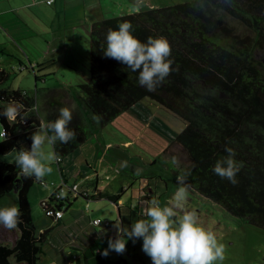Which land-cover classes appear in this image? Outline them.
Wrapping results in <instances>:
<instances>
[{
	"label": "trees",
	"instance_id": "1",
	"mask_svg": "<svg viewBox=\"0 0 264 264\" xmlns=\"http://www.w3.org/2000/svg\"><path fill=\"white\" fill-rule=\"evenodd\" d=\"M227 16L247 30L240 31ZM125 21L132 24L133 34L142 42L163 37L170 44L172 71L154 91L139 84L138 73L103 54L108 30ZM89 33L90 78L81 88L86 105L102 117L100 123H110L145 97L172 111L186 122L174 142L191 159L190 166L182 170L191 172L189 187L264 229V60L257 54L264 48V0H185L104 17L91 24ZM8 77L0 67V113L9 103L20 102L27 116L23 123L18 118L9 124L0 114L8 137L0 141V198L18 185L23 222L12 243L0 240V264H40L52 227L40 230L33 218L29 193L36 181L23 178L17 165L2 156L14 148L30 150L31 135L44 123L36 98L25 89L6 86ZM58 115L59 109L54 107L47 120L54 121ZM84 126L82 112L74 109L69 127L77 137L68 144L57 142L54 151L61 156L59 164L87 139ZM226 147L234 149V159L243 165L235 185L212 170L227 155ZM86 193L79 186L76 196L112 201L121 196V192L107 189ZM70 198L66 195L57 207L67 208ZM49 199L54 201L51 194ZM120 214L123 216L122 208ZM89 248L92 256L85 252L88 264H109L95 244Z\"/></svg>",
	"mask_w": 264,
	"mask_h": 264
},
{
	"label": "rangeland",
	"instance_id": "2",
	"mask_svg": "<svg viewBox=\"0 0 264 264\" xmlns=\"http://www.w3.org/2000/svg\"><path fill=\"white\" fill-rule=\"evenodd\" d=\"M116 1H121V3ZM182 1L185 0H54L52 4H47L46 0H5L0 4V7L24 5L17 7L16 12L28 23V25L26 23V27L21 24L22 31L15 30L16 28L11 26H7L8 28L0 26L8 32L10 38L5 48H0V67L9 73L5 85L27 90L39 102L38 107L43 117L47 118L48 111L54 107L57 110L63 107L80 110L84 117L86 135L90 138L86 147H90V144L98 137L101 141L114 143L109 150L105 149L106 161L126 165L124 169L128 172L129 181L133 178V188L136 193H138L137 190L141 184L146 183L147 178H150V187L154 191L148 193L144 200L143 219H147L144 213L152 200L158 201L162 206L170 205L172 196L179 187L177 184L178 173H182V170L191 164L187 151L180 144L174 142L175 136L182 131L186 122L150 97H145L127 111L119 114L108 125L97 124L92 119L94 113L86 105L84 100L86 94L81 88V84L90 78L89 31L94 21L130 12L137 9V5H139V9H148ZM32 11L45 12L44 19H52H43L45 24L38 21L33 25L30 19ZM85 12L87 20L83 16ZM76 16L81 18L77 22L80 24L73 26L76 25L73 24L76 23ZM226 18L236 24L240 31L247 30L245 25L235 18L231 16ZM51 24L55 28V34L47 35L49 37L48 45H46L45 38L34 31L36 35H32L29 28V25L33 29L35 26L46 28ZM39 31L41 30L39 29ZM27 33L30 37L26 38L28 41H25ZM47 50L51 51V58L56 61L55 64L45 67L42 71H55V73L38 78L36 74L42 73V71L38 67L32 68L31 63L40 60ZM257 54L264 60V48H261ZM134 108L138 112H135ZM126 139H130L131 143L124 145L121 141ZM21 146L27 148V145L23 143ZM47 147L50 146L46 145ZM19 151V148H14L2 157L13 162ZM173 157L179 161V167L172 163ZM51 166L53 172L44 178L46 183L41 184L36 181L29 193L35 223L42 226L46 225L45 221L51 220V217L45 214L42 200L48 198L63 183L59 163H53ZM141 177H146V179ZM123 178L124 176L121 175L118 179L120 183ZM45 185L47 186L45 187ZM111 185L118 187L120 184L118 186L115 183ZM18 188L16 185L9 193L0 198V207H18ZM131 193L129 190L126 195L128 203L132 201L133 193ZM138 195L136 194L135 198L140 199ZM83 203L84 201L79 199L75 207L84 208ZM184 210L196 211L199 223L212 230L219 242L224 244L225 259L216 262V264H264L263 228L233 215L222 205L191 187H189L188 200ZM113 214L117 221V213ZM181 214L182 212L178 211L177 218ZM102 217L99 218L103 219ZM17 230L18 228L13 231L0 228V240L12 243L11 239ZM111 236V234L108 235L107 239H114ZM112 254L118 259L122 257L115 251H112ZM123 256L129 260V264H152L151 258L142 251V239L136 241L131 248L127 246Z\"/></svg>",
	"mask_w": 264,
	"mask_h": 264
},
{
	"label": "clouds",
	"instance_id": "3",
	"mask_svg": "<svg viewBox=\"0 0 264 264\" xmlns=\"http://www.w3.org/2000/svg\"><path fill=\"white\" fill-rule=\"evenodd\" d=\"M48 2L51 4L52 0ZM103 54L138 73L139 84L148 91H154L172 71V61L168 59L171 56L168 40L149 37L146 42H142L133 34L132 24L127 21L120 23L117 29L108 30ZM38 106L39 102L37 108ZM73 111L69 107L61 108L54 121L42 124L41 130L31 135L30 150L21 149L18 152L13 162L21 170L23 178L43 183L44 178L53 172L51 165L61 160L60 154L54 151L57 142L68 144L77 137V133L69 127ZM0 114L7 118L9 124H15L18 118L23 123L27 116L25 105L20 102L9 103ZM92 119L99 124L102 117L93 114ZM7 138L6 130L2 128L0 141ZM46 145L50 147L46 148ZM225 152L227 155L218 160L212 170L214 174L235 185L238 183L237 174L243 165L234 159V149L226 147ZM172 163L179 167L177 158L173 157ZM190 175V171L178 173L179 187L175 190L170 205L162 206L158 201L152 200L144 213L147 219L134 222L130 230L124 231L123 236L120 234V227L115 225L117 237L108 240V248L102 254L106 257L110 250L123 254L129 239L133 243L142 239V251L151 258L152 264H216L223 261L224 244L219 242L212 230L199 223L196 211L184 210L189 195L187 180ZM59 195L62 197L63 193ZM178 211L182 214L177 218ZM22 216L23 212L17 206L0 208V228L7 231L17 229L23 222Z\"/></svg>",
	"mask_w": 264,
	"mask_h": 264
},
{
	"label": "crops",
	"instance_id": "4",
	"mask_svg": "<svg viewBox=\"0 0 264 264\" xmlns=\"http://www.w3.org/2000/svg\"><path fill=\"white\" fill-rule=\"evenodd\" d=\"M2 2H5V0H0V4ZM116 2L121 3V1ZM10 6L11 7H0V26L4 28H8L7 26H11L15 27V30L22 31V29L20 28L21 24L25 25L26 27L27 22L24 21V19L21 17V15H19L18 12H16V8L20 7L21 5ZM134 11H137V9H134L130 12ZM43 14H45V12L40 13L38 11H32V16L30 17L31 22H33L32 24L35 25V23L38 21L43 22L45 24L44 20H48L49 18L44 19ZM83 16L87 20L86 12L83 14ZM51 19L52 18H50L49 20ZM78 19L81 20L80 17L76 16V23H73L76 25L73 26H78L77 24H80L77 23L79 21ZM29 28L32 31V35L38 34L45 38L44 40L46 41V45H48L49 41V37L47 35L55 34V28L52 26V24L50 26L47 25L46 28H40L38 26H35L34 29L31 28V26L29 25ZM39 29L41 31H39ZM28 37L30 36L27 33L25 36V41H28L26 39ZM8 41H10V38L8 37V32H6L5 29L0 27V48L4 49ZM33 50L36 49L33 48ZM50 54H52L51 51L47 50L46 53L42 55L40 60L38 59L36 62L32 61V63L30 60L29 62L33 65V68L38 67L39 70L42 71L45 69V67L50 66L51 64H55L56 59L53 60ZM53 73H55V71H42V73H37L36 76L38 78H43L47 74L49 75ZM135 112H138V110L135 109ZM48 122L49 121L47 120V118L42 116V123L46 124ZM88 141H90V138L87 137V139L82 144H80L79 147H77L66 157H64L62 162L59 164L63 182L60 186L68 187L75 183H78L80 189L82 191L85 190V193L87 192L89 195L94 194L96 190L107 189L110 192L114 193L121 192V196L117 201H112L106 198H87L82 195L76 196L73 191L67 192L66 195H68V199L70 197L73 199L72 203L64 211L63 217L58 220L51 218L50 221H45V226H42L40 224L38 225L36 223L40 230L52 227L50 231L49 240L43 245L44 255L42 256L40 264H68L72 261L77 262V264H88L85 252L87 251L88 257L92 256L89 247L95 244L97 246L98 252L103 253L104 249L108 248L107 236L111 234L112 238L114 237L115 239L117 237L118 233L115 227L116 224L120 227V234H122L123 230H130V225H132L134 222L143 219V216H141V218L138 217L143 213V206L145 202L144 200L148 196V193L150 194L154 191L153 188L150 187V178H147V182L142 183L140 188L137 190L138 193H136L133 188V178L131 181H129L130 179L127 175L128 172L126 169H124V163L120 165L119 162L117 164H113L111 162L106 161L105 149L108 148L109 150L110 147L114 145V143H112L111 141H101V139L98 137L96 141L90 144V147H86ZM130 141V139H126L122 140L121 142H123L124 145H128L131 143ZM122 161L125 162L124 160ZM121 175L124 176L122 183H120V181L118 180ZM141 178L146 179V177ZM114 183L117 184V186L119 184L120 185L118 187H112L113 185L111 184ZM129 190H131L133 194L131 193L132 201L128 203V201L126 200V195H128ZM136 194H139L138 196L140 199L135 198ZM79 199L84 201V208L81 206L75 207V204ZM119 207L122 208L123 216L120 214L121 208L119 209ZM113 213H117V221ZM99 217H102V220H109V225H105L103 223L99 225H94L92 223L93 219ZM18 231L19 230H17V233L14 234L13 239H11L12 242L18 236ZM133 244V241L129 239L126 243V247L128 246L129 248H131ZM110 251L109 255L106 256V259L109 261V264H129V260L123 256L124 253L120 254L122 255V257L118 259L114 257L112 251Z\"/></svg>",
	"mask_w": 264,
	"mask_h": 264
},
{
	"label": "built area",
	"instance_id": "5",
	"mask_svg": "<svg viewBox=\"0 0 264 264\" xmlns=\"http://www.w3.org/2000/svg\"><path fill=\"white\" fill-rule=\"evenodd\" d=\"M54 0H52L53 2ZM46 2L49 4L48 0H46ZM25 122V120H24ZM46 183V181H43L42 184ZM79 188V184L78 183H75L71 186H68V187H62L60 186V188H56L52 193H51V196H52V200L48 198L44 199L42 201V206L44 208V211H45V214L55 220H58L60 218L63 217L64 215V209L65 207H57V202L59 200H64L65 196H66V193L67 192H70V191H73L75 194H77V190ZM60 193H63V196L61 197L59 194ZM54 202V203H53ZM92 223L94 225H99V224H105V225H109L110 221L109 220H102L101 218H95L93 219ZM68 264H74V261L72 262H69Z\"/></svg>",
	"mask_w": 264,
	"mask_h": 264
}]
</instances>
